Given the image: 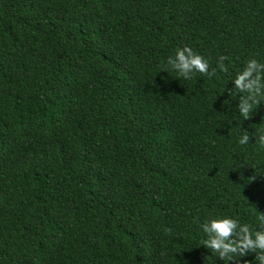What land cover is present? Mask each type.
Wrapping results in <instances>:
<instances>
[{
    "label": "trees",
    "instance_id": "16d2710c",
    "mask_svg": "<svg viewBox=\"0 0 264 264\" xmlns=\"http://www.w3.org/2000/svg\"><path fill=\"white\" fill-rule=\"evenodd\" d=\"M184 45L228 71L177 77ZM252 57L264 0H0V264H228L200 224L264 227V101L224 91Z\"/></svg>",
    "mask_w": 264,
    "mask_h": 264
},
{
    "label": "clouds",
    "instance_id": "9594fccd",
    "mask_svg": "<svg viewBox=\"0 0 264 264\" xmlns=\"http://www.w3.org/2000/svg\"><path fill=\"white\" fill-rule=\"evenodd\" d=\"M226 57L220 55L216 60V67L210 68L208 59L202 54L194 51L188 45L177 47L165 61L166 67L175 71L177 77L191 78L194 73L212 75L219 69L227 72L224 63ZM167 72V71H166ZM232 87L225 86L224 91L228 92L230 99L236 98L234 108L244 119L248 118L261 101H264V61L255 57L246 60L242 67L234 72ZM255 106V107H254ZM249 131L247 128H240L236 142L246 145L250 137L254 138L260 147H264V124ZM261 225H264V214L258 216ZM203 234L202 245L210 249L215 256L222 261L227 260L234 264H264V227L252 228L248 223L241 222L237 217L231 215L210 216L200 224ZM250 253H254L251 259H243Z\"/></svg>",
    "mask_w": 264,
    "mask_h": 264
}]
</instances>
